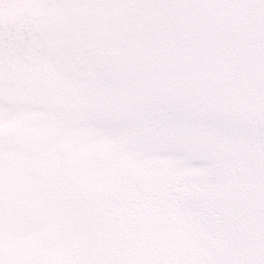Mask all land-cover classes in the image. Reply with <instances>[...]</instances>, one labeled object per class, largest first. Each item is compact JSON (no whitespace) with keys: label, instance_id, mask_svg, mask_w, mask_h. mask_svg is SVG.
I'll use <instances>...</instances> for the list:
<instances>
[{"label":"snow or ice","instance_id":"6c2138e0","mask_svg":"<svg viewBox=\"0 0 264 264\" xmlns=\"http://www.w3.org/2000/svg\"><path fill=\"white\" fill-rule=\"evenodd\" d=\"M0 264H264V0H0Z\"/></svg>","mask_w":264,"mask_h":264}]
</instances>
